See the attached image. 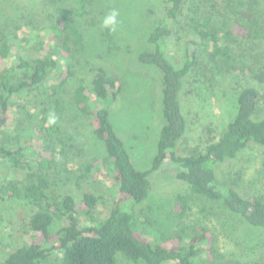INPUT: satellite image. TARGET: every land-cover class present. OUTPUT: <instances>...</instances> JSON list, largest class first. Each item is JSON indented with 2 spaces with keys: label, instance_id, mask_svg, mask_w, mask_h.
I'll use <instances>...</instances> for the list:
<instances>
[{
  "label": "trees",
  "instance_id": "obj_1",
  "mask_svg": "<svg viewBox=\"0 0 264 264\" xmlns=\"http://www.w3.org/2000/svg\"><path fill=\"white\" fill-rule=\"evenodd\" d=\"M186 1L166 0L162 20L147 36L152 49L138 56L140 63L156 67L161 74L163 126L149 170L134 167L110 121L109 107L121 87L117 76L100 68L91 83L80 80L71 94L75 109L89 121L92 135L103 145L104 153L95 165L98 171L105 170L116 198L108 204L103 218L99 217L98 209L107 204L100 193L83 191L74 199L70 195L55 198L48 192L60 174H66L67 178L71 175L70 155L75 144L63 127L66 107L62 95L73 76L75 53L82 48V36L74 20L86 13L92 0H29L22 4L16 25L28 21L24 26H29L38 13L48 20V39L38 42V38L26 36L20 43L11 42L4 26H0V121L13 96L43 88L42 100L30 114L38 121L32 137L25 142L17 139L13 148L0 144V159L10 163L9 173L24 175L22 184L3 178L0 192L9 199L25 200L32 211L28 221L20 225L17 247L1 257L0 264H47L53 249L60 252L62 264H118L120 256L133 264H225L217 259L216 239L204 223L166 237L154 233L149 238L136 229L135 207L150 200L153 189L150 176L166 160L172 165L175 182L187 185L196 195L220 201L249 228L264 232V197L242 196L234 181L221 180L219 173L221 166L234 160L249 145L264 149V113L259 114L264 96L255 86L248 84L236 92L231 119L218 133L207 127L201 147L186 155L176 148L186 132L180 95L185 77L197 64L198 50H210L211 59L221 56L228 65L231 57L227 41L236 43L237 38L251 41L260 37L254 7L261 0H209L214 4L212 13L201 15L200 8L195 6L190 13H183L181 24L179 18ZM215 13L223 14L224 18L241 13L247 25L237 19L233 25L225 20L218 26L214 23ZM176 26L179 34H186L187 27L193 35L185 41L180 66L173 64L165 51V40ZM28 46L33 47L36 56L26 59L22 53L28 51ZM52 115L56 117L55 124L48 123ZM80 168L83 170L84 165ZM82 178L83 175H77L76 181ZM178 202L175 212L182 217L185 211L182 197ZM81 218H86L88 225H81ZM262 261L235 264H264Z\"/></svg>",
  "mask_w": 264,
  "mask_h": 264
},
{
  "label": "rangeland",
  "instance_id": "obj_2",
  "mask_svg": "<svg viewBox=\"0 0 264 264\" xmlns=\"http://www.w3.org/2000/svg\"><path fill=\"white\" fill-rule=\"evenodd\" d=\"M29 0H0V26L11 42L20 43L24 36L29 39L47 38L48 20L46 16L34 15L31 24H17V14L22 4ZM166 0H92L82 17L74 20L75 27L82 36V48L75 53L73 76L65 87L64 103L66 116L63 127L74 138L71 175L60 174L55 179L50 195L60 197L70 195L79 198L83 191L102 194L106 206L98 209L100 218L106 216L108 204L115 201L111 182L105 178V170L98 171V158L103 155V145L92 135L89 121L80 114L72 103V92L80 80L91 83L100 68L118 77L120 92L109 107L110 121L114 131L124 143L132 164L139 171L149 170L156 151L159 132L163 126L161 104V74L154 66L140 63L138 56L150 51L147 36L164 15ZM209 0H188L180 14L190 13L195 6L200 13L209 14L214 10ZM115 10V31L104 27L107 16ZM242 11H245L243 9ZM241 11V12H242ZM256 12V13H255ZM259 20L260 37L254 40L237 38L236 43L226 42L231 61L224 58L211 59L212 51L200 48L197 64L190 69L184 80L180 108L186 119V132L177 143V151L188 154L201 147L204 130L209 127L215 133L222 130L235 110L236 92L245 85L255 86L264 96V0L254 7ZM33 16V15H32ZM215 13L214 23L218 26L227 20L233 25L237 19L247 25L240 13L234 17ZM19 25V28L17 26ZM174 33L165 40L166 55L176 66L183 61L185 41L193 35L186 27V34ZM178 33V34H177ZM13 36L15 39H13ZM48 39V38H47ZM24 58L36 56L33 47L28 46ZM77 50V49H76ZM43 88L13 96L9 109L0 121V144L13 148L17 139L25 142L38 129V121L30 116L42 100ZM264 106L259 114H263ZM9 162L0 159V184L3 178L22 184L23 173H9ZM80 165H84L80 170ZM85 167L89 168L88 170ZM172 165L166 160L162 167L150 176L153 189L150 200L135 207V227L146 237L154 233L169 236L187 232L200 224H206L216 239L219 250L218 260L225 264L235 262H263L264 232L249 228L240 216L227 211L220 201L207 199L192 193L185 184L173 180ZM220 179L228 183L234 181L237 191L244 197L260 195L264 197V149L249 145L234 160L227 162L219 171ZM77 175H83L76 181ZM185 208L184 215L178 217L175 207ZM108 206V207H107ZM30 206L25 200L9 199L0 192V258L17 247L20 225L28 221ZM81 225H88L81 218ZM58 226L55 225L56 228ZM17 241V242H16ZM204 259V258H203ZM205 260V259H204ZM47 264H62L61 254L53 249ZM118 264H133L118 257ZM173 264V263H170Z\"/></svg>",
  "mask_w": 264,
  "mask_h": 264
},
{
  "label": "clouds",
  "instance_id": "obj_3",
  "mask_svg": "<svg viewBox=\"0 0 264 264\" xmlns=\"http://www.w3.org/2000/svg\"><path fill=\"white\" fill-rule=\"evenodd\" d=\"M117 15H118V13L115 10H113L112 13L105 18L103 26L104 27H110L111 31H115ZM48 123L49 124H55L56 123L55 115H52V116L49 117Z\"/></svg>",
  "mask_w": 264,
  "mask_h": 264
}]
</instances>
